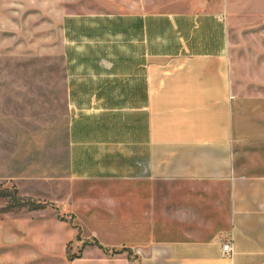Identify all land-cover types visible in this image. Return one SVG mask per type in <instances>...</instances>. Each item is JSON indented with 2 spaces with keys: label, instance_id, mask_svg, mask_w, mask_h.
Instances as JSON below:
<instances>
[{
  "label": "crops",
  "instance_id": "crops-1",
  "mask_svg": "<svg viewBox=\"0 0 264 264\" xmlns=\"http://www.w3.org/2000/svg\"><path fill=\"white\" fill-rule=\"evenodd\" d=\"M257 23L264 0H184L175 11L64 19L57 85L68 104L66 142L45 136L34 148L5 126L0 165L20 173L0 167V180L50 194L81 240L59 223L57 258L40 226L24 245L37 253L30 264H264V158L240 153L243 135L264 139ZM73 239L77 248L99 245L71 257Z\"/></svg>",
  "mask_w": 264,
  "mask_h": 264
},
{
  "label": "rangeland",
  "instance_id": "rangeland-1",
  "mask_svg": "<svg viewBox=\"0 0 264 264\" xmlns=\"http://www.w3.org/2000/svg\"><path fill=\"white\" fill-rule=\"evenodd\" d=\"M183 1L0 0V152L6 146L2 141L5 126H15L23 140L27 136L32 138L34 148L41 147L45 136L54 146L66 142L68 104L57 80L63 78L58 52L64 46L63 23L68 15L175 11L182 7ZM252 29L264 31V23H257ZM246 71L249 74V67ZM248 137L243 135L241 157L264 158V139L254 136L249 143L245 140ZM6 164L0 165L1 169L20 171L11 162ZM27 198L43 207L33 208L26 203ZM59 223L72 225L76 239L81 240V231L74 226L71 214L52 200L50 194L31 190L23 182L0 180V264H30L35 260L36 251L24 245L32 242L31 231L38 232L40 226L50 230V254L61 257L62 245L58 239L61 241L65 231ZM68 229L71 228H67V237ZM42 240L46 242L45 238ZM98 243L97 239H89L77 248L73 239L65 246L66 254L77 257L84 245ZM106 252L110 253L111 249L107 248Z\"/></svg>",
  "mask_w": 264,
  "mask_h": 264
},
{
  "label": "built area",
  "instance_id": "built-area-1",
  "mask_svg": "<svg viewBox=\"0 0 264 264\" xmlns=\"http://www.w3.org/2000/svg\"><path fill=\"white\" fill-rule=\"evenodd\" d=\"M224 237L225 238H223V250L226 254H231L233 250L232 244L234 241V232L231 231L229 234H227Z\"/></svg>",
  "mask_w": 264,
  "mask_h": 264
},
{
  "label": "trees",
  "instance_id": "trees-1",
  "mask_svg": "<svg viewBox=\"0 0 264 264\" xmlns=\"http://www.w3.org/2000/svg\"><path fill=\"white\" fill-rule=\"evenodd\" d=\"M26 203L27 204H30V205H32V206H34L33 208H39V207H43V205L41 204V203H36L35 201H33L32 199H30V198H27L26 199ZM99 244V243H98ZM101 247H103V246H101Z\"/></svg>",
  "mask_w": 264,
  "mask_h": 264
}]
</instances>
